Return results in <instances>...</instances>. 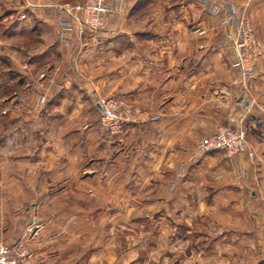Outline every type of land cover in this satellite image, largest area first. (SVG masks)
Masks as SVG:
<instances>
[{"label": "crops", "instance_id": "1", "mask_svg": "<svg viewBox=\"0 0 264 264\" xmlns=\"http://www.w3.org/2000/svg\"><path fill=\"white\" fill-rule=\"evenodd\" d=\"M65 1L84 0H26L16 22L24 67L47 69L23 84L41 106L24 104L12 127L0 238L26 240L34 264H264V57L243 81L232 30L199 0L173 3L180 16L162 13L156 31L142 16L158 0L139 16L124 0L96 39L74 29L64 44L47 4ZM235 2L264 44V0ZM110 95L140 121L107 139L96 100ZM237 125L253 157L196 154L204 134Z\"/></svg>", "mask_w": 264, "mask_h": 264}, {"label": "built area", "instance_id": "2", "mask_svg": "<svg viewBox=\"0 0 264 264\" xmlns=\"http://www.w3.org/2000/svg\"><path fill=\"white\" fill-rule=\"evenodd\" d=\"M199 1L205 8L210 6L214 16L221 17L222 26L232 30L228 32V36L232 41L235 64L242 80L248 82L256 79L259 63L264 57V44L255 32L247 7L234 0ZM123 2L124 0H84L78 3H48L47 6L56 9L55 19L60 29V40L68 44L74 29H79L80 38L88 31L96 39ZM195 32L204 34L206 30L197 28ZM96 105L101 113V126L107 139L121 136L127 125L140 121L139 110L123 96L99 97ZM259 107L264 113L263 104H259ZM195 151L198 155L218 151L227 158L244 153L254 156L242 125L223 126L214 134H204L198 140ZM33 262L34 252L26 240L7 244L0 238V264H34Z\"/></svg>", "mask_w": 264, "mask_h": 264}, {"label": "rangeland", "instance_id": "3", "mask_svg": "<svg viewBox=\"0 0 264 264\" xmlns=\"http://www.w3.org/2000/svg\"><path fill=\"white\" fill-rule=\"evenodd\" d=\"M188 1L190 0H158L157 5L146 10L142 19L145 20L144 22L150 21V30L156 31L158 29L157 17L161 15L160 18H162V13L167 11H170L171 14L164 15V21L180 16L178 6L174 7L172 4L187 3ZM25 2L26 0H0V180L4 178L5 181L12 177V156L15 152L14 149L18 148L15 139L10 136L12 127L19 116L28 110L27 105L24 106V104L34 101L37 97L38 101L35 102L41 106L39 100L42 98L39 99V94L24 87L23 84L26 82L29 84L41 78L47 69L43 64L25 68L17 49L23 36L19 35V31H16V22H19L18 19L21 18L22 14H27ZM151 18L153 19L151 20ZM15 81L17 86L15 87L16 91H13L12 86H14ZM14 92L17 95H14ZM18 96L22 98L19 106L17 103L15 104ZM3 134H6L5 147L2 146ZM168 256L169 259L167 260L171 263L173 257L177 255L171 251Z\"/></svg>", "mask_w": 264, "mask_h": 264}, {"label": "trees", "instance_id": "4", "mask_svg": "<svg viewBox=\"0 0 264 264\" xmlns=\"http://www.w3.org/2000/svg\"><path fill=\"white\" fill-rule=\"evenodd\" d=\"M149 2L150 0H138L135 6L132 8V13H134V15L136 16H139L145 11V7L148 5Z\"/></svg>", "mask_w": 264, "mask_h": 264}]
</instances>
